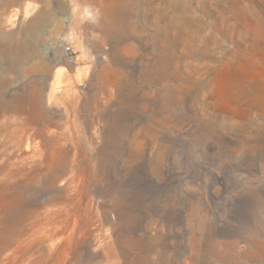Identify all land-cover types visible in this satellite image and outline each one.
I'll use <instances>...</instances> for the list:
<instances>
[{"label":"rangeland","instance_id":"1","mask_svg":"<svg viewBox=\"0 0 264 264\" xmlns=\"http://www.w3.org/2000/svg\"><path fill=\"white\" fill-rule=\"evenodd\" d=\"M0 264H264V0H0Z\"/></svg>","mask_w":264,"mask_h":264},{"label":"bare ground","instance_id":"2","mask_svg":"<svg viewBox=\"0 0 264 264\" xmlns=\"http://www.w3.org/2000/svg\"><path fill=\"white\" fill-rule=\"evenodd\" d=\"M103 8H105V7H103ZM36 129V128H35ZM28 128L27 127H25V126H23L22 128H21V137L22 136H26V133L28 132ZM40 133V130H36V134L38 135ZM34 134V133H33ZM36 135V136H37Z\"/></svg>","mask_w":264,"mask_h":264}]
</instances>
